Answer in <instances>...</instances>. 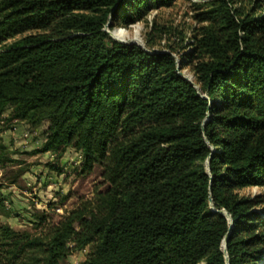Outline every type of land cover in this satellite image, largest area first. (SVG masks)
<instances>
[{
    "label": "trees",
    "instance_id": "trees-1",
    "mask_svg": "<svg viewBox=\"0 0 264 264\" xmlns=\"http://www.w3.org/2000/svg\"><path fill=\"white\" fill-rule=\"evenodd\" d=\"M174 1L0 0V124L45 125L40 152L105 186L30 232L0 221V264H264V193H237L264 190V0L194 5L179 67L107 33Z\"/></svg>",
    "mask_w": 264,
    "mask_h": 264
},
{
    "label": "rangeland",
    "instance_id": "rangeland-1",
    "mask_svg": "<svg viewBox=\"0 0 264 264\" xmlns=\"http://www.w3.org/2000/svg\"><path fill=\"white\" fill-rule=\"evenodd\" d=\"M205 1L176 0L170 7L149 9L140 16H134L129 24L108 28L107 33L113 40L126 45H136L149 52H169L179 67L181 56L190 51L186 44L191 30L198 27L194 20V5ZM250 2L238 0L235 7L242 6L246 12ZM263 12L264 7L256 10L254 17L258 18ZM116 33L118 37L114 36ZM177 73L190 82L194 80L187 65ZM7 114L4 113L2 118H6ZM45 129V125L30 128L16 122L0 124V145L7 148L8 158L12 160L4 169H0L1 192L6 199V214L0 217V221L14 231H32L41 213H44L46 223H55L65 211L71 210L82 200L91 199L95 190L105 188L101 185L99 168L84 178L73 173L80 159V154L74 150L68 149L58 159L52 153L40 152ZM206 164L207 161L204 162L205 167ZM237 193L252 198L264 193V190L252 187L238 190ZM256 210L264 214V204ZM221 213L229 220L225 212ZM86 253V250L72 252L61 264H80L85 260Z\"/></svg>",
    "mask_w": 264,
    "mask_h": 264
},
{
    "label": "water",
    "instance_id": "water-1",
    "mask_svg": "<svg viewBox=\"0 0 264 264\" xmlns=\"http://www.w3.org/2000/svg\"><path fill=\"white\" fill-rule=\"evenodd\" d=\"M230 231H231V226L229 227V229H228V234L230 233ZM228 234H227V236H228ZM226 236V237H227ZM225 243H226V238H225V240H224V242H223V254L224 255H226V251H225ZM225 262L227 263V258L225 259Z\"/></svg>",
    "mask_w": 264,
    "mask_h": 264
},
{
    "label": "bare ground",
    "instance_id": "bare-ground-1",
    "mask_svg": "<svg viewBox=\"0 0 264 264\" xmlns=\"http://www.w3.org/2000/svg\"><path fill=\"white\" fill-rule=\"evenodd\" d=\"M118 35H119V34H117V33H116V34H114V36H115V37H118ZM116 40H117V39H116Z\"/></svg>",
    "mask_w": 264,
    "mask_h": 264
},
{
    "label": "crops",
    "instance_id": "crops-1",
    "mask_svg": "<svg viewBox=\"0 0 264 264\" xmlns=\"http://www.w3.org/2000/svg\"><path fill=\"white\" fill-rule=\"evenodd\" d=\"M80 163V159H79V162L78 163H76V165H78Z\"/></svg>",
    "mask_w": 264,
    "mask_h": 264
}]
</instances>
